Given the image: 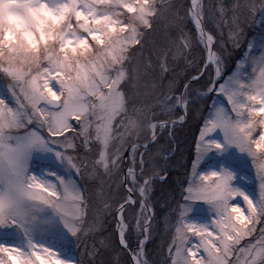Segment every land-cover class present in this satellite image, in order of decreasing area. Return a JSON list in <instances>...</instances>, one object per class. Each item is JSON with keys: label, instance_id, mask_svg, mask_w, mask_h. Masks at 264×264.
Returning a JSON list of instances; mask_svg holds the SVG:
<instances>
[{"label": "rangeland", "instance_id": "374dc122", "mask_svg": "<svg viewBox=\"0 0 264 264\" xmlns=\"http://www.w3.org/2000/svg\"><path fill=\"white\" fill-rule=\"evenodd\" d=\"M143 2L0 0V264H76L74 237L87 215L82 176L103 175L113 198L125 172L138 205L140 238L132 264H148L143 246L152 220V185L139 177L146 141L153 143L151 152L168 159L166 166L184 164L186 146L179 141L171 146L169 136L184 121L182 115L164 121L169 124H149L147 139L136 143L140 146L124 145L126 131L145 115L143 104L125 96L131 89L120 70L138 32L125 29L110 9L120 6L145 23ZM193 11L201 18V0ZM215 13L224 16L221 6ZM254 19L259 37L249 47L260 50L263 60L248 52L216 86L220 100L195 141L184 200L159 221L166 235L157 243L155 264H264L263 0H256ZM196 38L205 49V40L198 33ZM211 57L205 94L222 75L220 59ZM167 99L165 113L185 111L183 95L181 103L177 96ZM49 100L60 106L53 108ZM96 197L102 198L98 190ZM119 215L115 232L123 245L127 226ZM99 223L97 214L86 229L94 231Z\"/></svg>", "mask_w": 264, "mask_h": 264}, {"label": "trees", "instance_id": "16d2710c", "mask_svg": "<svg viewBox=\"0 0 264 264\" xmlns=\"http://www.w3.org/2000/svg\"><path fill=\"white\" fill-rule=\"evenodd\" d=\"M143 3L147 10L145 23L120 6H112L110 9L122 26L125 25V29L133 27L138 32V41L126 50L120 70L125 73L123 84H128L131 89L130 94L125 96L131 99L134 105L143 104L145 115L143 119L140 118L141 121L131 124L132 127L126 131L123 140L125 147L146 140L150 122L170 121L182 115L180 109H175L172 114L165 113L167 98L178 97L184 83L199 75L204 61V49L197 41V33L188 19L189 0H144ZM255 3L256 0H201L202 24L214 41L212 51L222 63V75L220 80L214 83V88L205 94L213 74V69L207 66L203 75L188 84L183 92L187 101L185 120L170 129L169 136L172 137L171 146L174 141L186 146L184 164L181 163L178 167L172 164L166 166L168 159L151 152L150 146L153 143L143 152L144 164L139 171V177L152 185L149 190L152 220L148 222V237L143 246V254L148 264H155L157 243L160 241L163 244L166 235L158 225L160 219L168 212H176L184 200L189 169L195 153V141L202 126L210 119L212 107L220 100L216 86L237 69L248 52L256 61L263 60L259 57L260 50L252 51L249 47L251 41L259 37L254 19ZM218 6L224 10L223 17L215 13ZM246 9L247 13L244 12ZM255 68L251 69L252 72ZM246 69H249V66ZM252 74L248 73L247 76L252 77ZM259 130L258 126L254 131L257 133ZM138 131L139 133L135 134ZM163 134L167 135L168 129ZM79 142V149H84V141L80 139ZM112 143H115L114 139ZM147 152L149 155L145 157ZM123 169L125 166L121 156L119 177ZM162 175L164 178L160 181ZM115 176L117 178V175ZM98 177L91 179L84 174L80 180L83 206L87 215L79 220V230L74 237L75 246L72 253L76 264H129L127 254L118 245L115 232L116 210L124 203L127 193L122 183H119L116 195L111 198L104 176L101 175V180ZM115 181L114 179L112 183ZM97 190L102 197L99 200L96 197ZM137 209L138 205L134 203L121 213L127 226L123 241L130 251L135 249L140 238L135 224ZM97 214L100 215V223L94 231H88L86 227L94 226L91 223ZM107 243L109 249L105 246Z\"/></svg>", "mask_w": 264, "mask_h": 264}, {"label": "water", "instance_id": "95a60500", "mask_svg": "<svg viewBox=\"0 0 264 264\" xmlns=\"http://www.w3.org/2000/svg\"><path fill=\"white\" fill-rule=\"evenodd\" d=\"M188 15H189V19H190V21H191V23H192V22H193V21H192V17H193V15L196 16V14H195V12H194L193 9H192V6H191V0H189ZM196 17H197V19H198V24H199L200 32L197 30L196 26L194 25V26H195V29H196L197 33H198V34L204 39L205 37L208 36V33L204 30V27H203V24H202V20H201V18L198 17V16H196ZM193 24H194V23H193ZM207 53H208V48L205 47V49H204V61H203V65H202V68H201V71H200L199 75H197V76L193 77L192 79L188 80V81L185 82L184 85L181 87L180 92H179V95H178V98H179V102H180V103H181L182 94H183L184 89L186 88V86H187L188 84H190V83L196 81L197 79H199V78L203 75L205 69L207 68V66H208V63H207ZM209 53H210V55L212 56L213 51H212V48H211V47L209 48ZM48 102H49V104H50L53 108H55V109H57V108L60 106V103H59V101H57V100H49ZM184 118H185V113L183 112V119H184ZM162 124H168V123H162ZM0 137H1V132H0ZM149 143H150V141L148 142V144H149ZM132 146H133V145H132ZM130 148H131V146H129L127 150H129ZM126 153H127V151H126L125 154H124V163H125ZM122 185H123V188L125 189V191H126L127 194H128L129 200L126 201V202H124L122 205H120V206L117 208V210H116V217H117V215H119V214H120V213H121L126 207L134 205V193H132V192L129 190V188H128L127 179H126V172L123 174V177H122ZM116 221H117V219H116ZM116 225H117V222H116ZM117 242H118V245H119V246L123 249V251L127 254V256H128V260H129V264H132V251L128 250L125 244H123V245L121 244L120 238H118V236H117Z\"/></svg>", "mask_w": 264, "mask_h": 264}, {"label": "bare ground", "instance_id": "6f19581e", "mask_svg": "<svg viewBox=\"0 0 264 264\" xmlns=\"http://www.w3.org/2000/svg\"><path fill=\"white\" fill-rule=\"evenodd\" d=\"M198 2V0H191V6H192V9L194 10V8H195V5H196V3ZM192 20H193V22H194V24H195V26H196V28H197V30L200 32V28H199V24H198V19H197V17L195 16V15H193V17H192ZM204 40H205V42H206V47L208 48V53H207V63H209L210 61H211V55H210V53H209V48H210V45H209V37L207 36V37H205L204 38ZM120 216V215H119ZM136 260L134 259V262H135Z\"/></svg>", "mask_w": 264, "mask_h": 264}]
</instances>
